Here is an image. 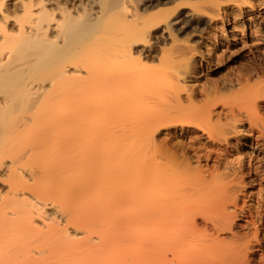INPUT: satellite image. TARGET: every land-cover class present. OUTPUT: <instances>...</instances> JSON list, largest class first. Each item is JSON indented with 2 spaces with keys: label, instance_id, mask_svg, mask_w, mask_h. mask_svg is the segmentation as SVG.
Wrapping results in <instances>:
<instances>
[{
  "label": "bare ground",
  "instance_id": "bare-ground-1",
  "mask_svg": "<svg viewBox=\"0 0 264 264\" xmlns=\"http://www.w3.org/2000/svg\"><path fill=\"white\" fill-rule=\"evenodd\" d=\"M181 3L20 0L10 13L0 0V264H264V210L243 200L264 180L249 148L264 151V80L245 66L233 96L197 102L179 81L192 56L168 47L148 66L156 28L176 41ZM209 5L226 26L229 5L244 16L258 0ZM171 130L206 144L154 140ZM24 171L41 186L17 188ZM45 202L61 219L47 223Z\"/></svg>",
  "mask_w": 264,
  "mask_h": 264
},
{
  "label": "rangeland",
  "instance_id": "rangeland-1",
  "mask_svg": "<svg viewBox=\"0 0 264 264\" xmlns=\"http://www.w3.org/2000/svg\"><path fill=\"white\" fill-rule=\"evenodd\" d=\"M3 1H4L3 9L4 8L7 10L9 9L8 11L10 13H11V11H13L16 8V6H19L18 4L20 3V0L19 1L18 0H3ZM184 1L182 0V3H181L182 6L180 5L181 7H179V9H178L180 17L176 22H174V29L176 30L174 37H176V41L178 40V42L181 40L179 42L180 43L179 44L180 49L175 47V45H177V47H178V43L175 41L176 43L174 42V44H173V41H171L168 34L165 32L164 28H162V27L156 28L155 34H153V36H152L153 38L151 37V41H150L151 44H149V45L154 46V47H152V50H150L151 52L148 50V52H150V56L148 58L150 60V61L148 60L150 63L146 62V63H148L147 64L148 66L151 65V67H154V66L156 67L158 65V63H157L156 59L155 58L152 59V57L158 58L160 56L159 55V53L161 52L160 50H168V47H169V50H172V49L177 50L178 49L177 52L181 51L180 53L181 54L183 53V55L180 56L181 57L180 59L185 58L184 60H186V57L188 58V57L192 56L193 58L190 60L191 61L190 66L191 67L189 66L190 69L188 68V71L185 70V72L187 71L186 73L184 72V70H183V72L180 71L181 73L179 74L181 76L179 78L181 85L184 86L185 89H187L186 91H189V92L185 91V93L183 91H181L182 94L180 93V97L183 98V97H185L184 94L191 93V95L194 97V99L197 102H199V101L203 102V100H206V98L208 96L209 97L207 99H210V100H215V99L220 100L221 99V101H222L225 99L226 100L229 99V97L233 96L234 90H235V92H236V90H238V87H237L238 85H236L237 82L241 85L246 83V82L244 83V81L246 80L247 76L244 74H247V73H244V72L246 70L248 71V69H250V71L253 70V72L255 74V75L254 74L252 75L251 73H253V72L250 73V75H252V76H249L250 77V83H252L253 81H256L257 78L264 80V71H263L264 69H262V68H264V63H263L264 61L262 62L263 64H261L260 62H257L256 66L252 65V63L254 61L256 62V59L261 60L264 58V41H263L264 38H262V37H264V22H263L264 21V0H258V5H256L257 7H254L252 9L248 5L242 6L244 16L239 14V10H238L237 6L229 5L230 7L227 10V12L233 19H232L231 23L229 25H226V26L223 25L224 24L223 23L224 22V19H223L224 13H226V11L224 12V10H225L224 8H221V7L213 8V6L209 5L210 0H198V1H196L195 4L197 5V7L196 6L192 7L188 4V3L191 4L192 1L191 2L188 0H184ZM253 1L254 0H251V2H253ZM195 10L197 12H193ZM233 21H234V23H233ZM261 28L263 29V31ZM162 30H163V32H162ZM254 36L257 38L259 37L260 40L257 38H256L257 39L256 40ZM261 40H262V42H261ZM184 41H185V43H183ZM255 44H258V45L255 46ZM143 45L144 44L139 43L138 46L141 49L145 46V45L144 46ZM170 46L171 47L173 46V48H171ZM190 47H193L194 50L192 51V48L190 49ZM145 48L148 49V45H146L144 47V49ZM153 49H154V51H153ZM169 50L167 51V53L169 52ZM174 50H172L170 52H172L174 54ZM183 50H184V52H183ZM169 54H171V53H169ZM169 54H167V55L169 56ZM188 54H190V55H188ZM145 55H147V53ZM172 55L170 57L176 56V54L173 56ZM182 56H184V57H182ZM173 58H175V57H173ZM182 63H184V62H182ZM179 64H181V63H179ZM260 64H261L260 68L261 67L262 68L259 71L260 68L258 67V65H260ZM245 66H247L249 68L245 69L244 68ZM250 67H252L253 69ZM255 67L257 68L256 71H254ZM169 72L172 73L171 71H169ZM256 73H257V75H256ZM261 76H263V77H261ZM234 83H236V84H234ZM158 84H156V85L159 87L163 86L165 88L164 84L162 85V84H160V82ZM142 90L145 93L144 90L147 91L149 89H147L145 87V88L141 89V91ZM167 90L169 92L171 91L170 88ZM222 91L224 92V94ZM140 94H143V93L141 92ZM147 94L145 93V96ZM230 94H232V95H230ZM203 97H205V98H203ZM197 99L198 100L201 99V100L198 101ZM221 101H220V105H221ZM220 105L218 103L217 107L219 108ZM220 108H221V106H220ZM262 114H264V110H263ZM262 117L264 118L263 115H261V118ZM262 121H264V119L259 121L258 123H260ZM263 123L264 122H262L260 124L263 125ZM240 124H238V125H240ZM242 127H240L239 130H242V131L247 130L246 125L242 126ZM259 127H261V126H259ZM259 129H261V128H259ZM196 131L194 132L193 130H190L188 133L183 135L185 137V138H183L181 136L183 134L182 132L176 131V130H174V131L171 130V131H168L167 133L165 132L166 133L165 136L164 135L159 136L158 134H155L154 140L156 141V139H157L158 140L157 142H159L160 140L161 141L167 140L166 142L167 143L169 142L168 144L171 145V143L174 144V143L179 142V141H184L186 138H188V137L192 138V136H193L195 139H198V141L201 144H206L205 143L206 141L203 142V140H201L202 139V137L200 135L201 133L199 131H197L198 132L197 133ZM165 133H163V134H165ZM191 134H192V136H191ZM157 135L159 138L156 137ZM198 135H200L201 138ZM237 135H236V137L235 136L232 137L233 138L232 140H235V141H232V143L242 144V142L244 141L245 133H240V135L239 134H237ZM256 136L258 139V133L257 132L254 134V140H255ZM234 137L238 138V139H235ZM248 142L251 144L254 143V141H250V140ZM249 146H248L249 148H253L254 153H251V149H249V148H244V149L242 148V150L244 152L243 151H241V152L238 151L237 153L235 152L232 158H234V159L240 158V157L244 158V157L249 156V154L251 153L250 156H254V158H255L254 160H256L253 162V164L256 162L255 166L259 167V169L262 168L264 170V151H261L260 149L257 150V147L255 145H253V146L249 145ZM241 153H243V154H241ZM230 160H232V159H230ZM203 164L205 166V162H202L200 166H203ZM209 165H210V163H209ZM209 165H207V166H209ZM23 175L26 176L25 178L28 181L25 180L24 182L22 181V184L18 183V185H17V183H16L15 185H16V187L17 186L26 187L28 185L29 187L27 186V188L29 190V188L31 187V184L33 183V180L28 177V175L26 174L25 171H24ZM6 178L7 177H5V176L2 177L0 175V191L3 189L2 192H4V193L7 192V191H4V190H7V185H6L7 182L6 183L4 182V180H6ZM247 182H244V185H243V188H244L243 191L245 193V198L243 199L244 202L247 203L248 205H254L255 208L260 207V209L264 210V180H260L258 182L252 183V184L247 183ZM32 185L37 186V184H32ZM39 187L37 186L35 188V186H34V190L39 188ZM28 190L25 189L24 191L23 190L21 191V189H20V190H18L17 194L19 193L20 197H22L21 195L24 194L25 197L30 198V195L27 194L29 192ZM31 191H33V190H31ZM45 203H46L45 208H44V206H42V209H45L43 211L46 214V215L44 213L42 214L43 216L45 215L44 218L48 221H49L50 216H51L50 219L55 217V216H56V218L61 219V216H59L60 214L58 213V211H56V209H54L55 206L53 207L51 205V203H49V202H45ZM42 209H41V211H42ZM36 217L34 218L35 223L37 225L41 224V222H43V221H41L40 219H38V217L37 218ZM51 221L52 220H50L47 223H50ZM70 230H71L70 237L72 235L73 236L77 235L76 237L74 236V239L75 238L81 239L83 237L82 233L79 234L80 233L79 232L78 234H75V233H73L72 229H69V231ZM227 235L229 237V234H225L224 236H227ZM256 257L258 258V256H255V258Z\"/></svg>",
  "mask_w": 264,
  "mask_h": 264
}]
</instances>
